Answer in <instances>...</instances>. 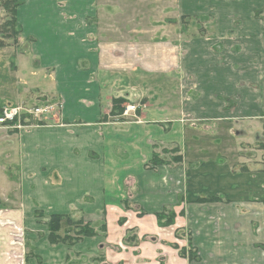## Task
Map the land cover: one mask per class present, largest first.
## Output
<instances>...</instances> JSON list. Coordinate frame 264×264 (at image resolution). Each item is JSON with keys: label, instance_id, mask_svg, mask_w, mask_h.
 Instances as JSON below:
<instances>
[{"label": "crops", "instance_id": "1", "mask_svg": "<svg viewBox=\"0 0 264 264\" xmlns=\"http://www.w3.org/2000/svg\"><path fill=\"white\" fill-rule=\"evenodd\" d=\"M18 1L19 42H29L34 66L52 75L54 91L46 97L57 99L60 111L47 121L55 126L23 133V200L0 206V264H72V255L79 257L75 264H90L81 257L97 253L103 264H264V197L238 194L240 184L254 188L261 175L264 189V161L259 169L238 164L236 124L244 110L239 59L223 63L215 36L181 39L171 28L160 40L158 25L129 23L133 16L114 1ZM258 3L262 18L254 13L247 29L243 98L249 120L264 119V0ZM189 13L215 23L225 18ZM179 30L187 34L188 28ZM237 32L231 23L204 31ZM113 98L141 109L111 116ZM223 136L232 142L223 150L235 157H206L209 150L219 155L210 142ZM175 147L181 163L148 167L154 152ZM207 198L218 200L198 201ZM165 208L176 217L159 227L156 215ZM38 210L44 218L35 217ZM73 211L90 223L104 215L106 236L86 237L71 248L51 245L49 217ZM133 230L136 244H124ZM25 234L31 239L26 245ZM28 246L33 253L26 255ZM190 248L196 260H189Z\"/></svg>", "mask_w": 264, "mask_h": 264}, {"label": "rangeland", "instance_id": "2", "mask_svg": "<svg viewBox=\"0 0 264 264\" xmlns=\"http://www.w3.org/2000/svg\"><path fill=\"white\" fill-rule=\"evenodd\" d=\"M9 0H0V102L2 104L11 103H21L22 101L28 105L32 106L35 104H42L49 102L50 98H47L48 94L54 91L53 77L49 76V73L44 71H39L34 65V57L32 55V49L29 42L21 43L19 42V36L14 38L11 36V30L6 29L4 24L9 21V12L5 10L4 3ZM114 1L116 5L121 6V10H125L128 18L132 17L131 21L138 20L136 24L142 22L144 26L153 24L156 28H160L159 37L162 39H167V35L171 28L177 29L175 35L180 36L183 39L185 36L192 39L213 37L219 39L218 45L215 47L219 55L222 56L223 63L239 59L240 69V107H244L243 113L240 114V121L236 124L238 128L239 138H240V148H241V164L244 163L245 166L248 165L252 168H258L262 165L264 161V119L259 118L255 120H249L248 114L246 113V98H243V93L247 92L248 82L245 79L248 75L247 61L250 57L251 50L248 46L249 34H248V21L251 19L252 15L258 14L262 18V10L259 9L258 0H110ZM262 1V0H261ZM261 7V6H260ZM211 9V11H210ZM112 11H117L118 7H111ZM196 10L203 11L204 13L215 12L221 16L225 15L224 19L218 23H215V19L212 16H199L190 15ZM231 14V15H230ZM208 15V14H205ZM206 17V18H205ZM135 18V19H134ZM158 22V24H157ZM231 23L233 26L239 27V33H223L215 35L213 33L205 34L204 31H212L215 29L216 25L227 26ZM186 25L188 28L187 34H182L179 28H183ZM202 25V35L197 30L198 27ZM164 31V32H163ZM204 33V34H203ZM151 35V34H150ZM11 37V38H10ZM161 53H167V51H160ZM156 53V52H155ZM167 56V55H166ZM189 57L188 55H185ZM258 57V56H257ZM247 67V68H246ZM236 68V67H235ZM38 97V98H37ZM41 98V99H40ZM24 99V100H23ZM55 102V101H54ZM56 102L57 101L56 99ZM238 102V103H239ZM126 106H134L135 111L130 112L129 116H133L137 109L139 108L134 102H127ZM229 104H235L234 100H230ZM141 109V107L139 108ZM157 117L162 115L157 114ZM235 125V124H234ZM52 125L51 122L42 121L40 123H33L31 127L23 130H13V129H0V206H13L19 204L23 198V183H22V169L19 166V161L23 157V133L30 132L33 129L45 128ZM256 131V132H255ZM218 138L217 144L210 142L213 150L218 151L219 155L214 153L213 156L208 151L206 157H235L230 153H226L223 148L226 147L228 142L226 138ZM235 148V147H234ZM229 152V151H228ZM163 156V154L160 153ZM173 153L167 150L165 154L166 158L173 157ZM89 157H94L90 155ZM224 164L228 168V163L223 159ZM240 166V165H239ZM259 169V168H258ZM56 173L52 174L51 179L54 180ZM263 175L254 181V188H251V183L249 189L241 188L238 193L240 196L246 197H259L262 195L264 197V189L261 187V181ZM227 180H225L226 182ZM260 183V184H258ZM236 186H239L235 184ZM22 193V194H21ZM231 193H228L229 195ZM260 194V195H259ZM4 205V206H3ZM42 216L39 218H44L42 210H38ZM78 212L73 211L69 215H77ZM61 216V215H60ZM64 216V215H63ZM36 217V216H35ZM38 218V217H37ZM101 220L103 217L100 215L99 219L92 222L95 230H98ZM49 221V219H48ZM26 233V232H25ZM42 235L41 233H36V235ZM63 235V233H61ZM26 234L24 235V244L26 245V240L31 241V239H26ZM77 243H74V246ZM104 244V242H103ZM29 245V242H28ZM72 246H69L71 248ZM33 248L31 246L26 247L25 254H32ZM103 251V249H99ZM72 264H75L79 260V257L73 258ZM71 258L68 260L70 261ZM78 259V260H77ZM96 261H91V260ZM88 261L90 264H103L105 262V257L103 254L97 253L94 257H81V261Z\"/></svg>", "mask_w": 264, "mask_h": 264}, {"label": "trees", "instance_id": "3", "mask_svg": "<svg viewBox=\"0 0 264 264\" xmlns=\"http://www.w3.org/2000/svg\"><path fill=\"white\" fill-rule=\"evenodd\" d=\"M20 2L18 0H9L4 3V8L6 11L9 12L10 19L8 22L4 24L6 29L11 30V36L17 38L20 35V28L18 22L16 20V10L20 6ZM11 38V37H10ZM47 103V102H45ZM48 103H57L53 100L49 101ZM127 105V100L125 98H113L112 100V110L111 116H122L124 110ZM168 149H163L160 153L154 152L148 167H157L159 165H170V164H179L182 161V156L180 151L177 147L172 148L168 151L173 153V157L166 158L165 154L167 153ZM218 198H207V199H200V202H209V201H216ZM36 217L42 216L39 211L35 213ZM103 220H101L100 226L98 230H95L94 225L92 223L87 222L83 216H73V215H52L49 217V221L47 223L48 227V241L51 245H58L64 244L66 246H72L74 243H79L82 239L86 237H95L101 236L105 237L107 234L106 222L104 220V215H101ZM176 214L174 213L172 208H165L161 213L156 215L157 223L159 227H168L173 225L175 220ZM123 219L119 220V224H123ZM63 232V235H61ZM133 231H129L125 236L123 243L127 245H135L136 244V236ZM173 248L178 249L177 246H173ZM189 260H196V251L192 248L189 249ZM181 257L185 256L184 249L179 251Z\"/></svg>", "mask_w": 264, "mask_h": 264}, {"label": "built area", "instance_id": "4", "mask_svg": "<svg viewBox=\"0 0 264 264\" xmlns=\"http://www.w3.org/2000/svg\"><path fill=\"white\" fill-rule=\"evenodd\" d=\"M58 103H42L32 106L24 104L0 105V129L23 130L31 127L33 123L55 119L59 114ZM135 111L134 106H126L123 116H129Z\"/></svg>", "mask_w": 264, "mask_h": 264}]
</instances>
